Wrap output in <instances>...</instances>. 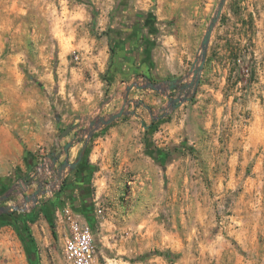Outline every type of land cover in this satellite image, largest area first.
<instances>
[{
	"label": "rangeland",
	"instance_id": "obj_1",
	"mask_svg": "<svg viewBox=\"0 0 264 264\" xmlns=\"http://www.w3.org/2000/svg\"><path fill=\"white\" fill-rule=\"evenodd\" d=\"M220 3L0 0V214L58 199L44 264H71L66 206L94 224V264H264V0H226L191 87ZM119 210L149 218L102 224ZM0 264H30L11 225Z\"/></svg>",
	"mask_w": 264,
	"mask_h": 264
},
{
	"label": "trees",
	"instance_id": "obj_2",
	"mask_svg": "<svg viewBox=\"0 0 264 264\" xmlns=\"http://www.w3.org/2000/svg\"><path fill=\"white\" fill-rule=\"evenodd\" d=\"M25 159L29 168L33 169L36 165V157L33 153L27 151L25 154ZM83 161V160H82ZM80 162V164L82 163ZM79 168V165L77 166ZM82 174H86V171L82 170ZM89 176V174H88ZM6 190V185L4 182H0V193ZM58 199H49L43 202L41 205L33 208L30 211H12L9 213L0 214V226L11 225L18 236L23 242L24 248L30 264H42L40 251L37 243L35 242V237L31 228V223L36 222L41 215H44L50 222L51 226L54 228L55 233L57 232V224L55 221V211L59 205ZM93 227L94 224L90 222ZM95 233V227H94Z\"/></svg>",
	"mask_w": 264,
	"mask_h": 264
},
{
	"label": "built area",
	"instance_id": "obj_3",
	"mask_svg": "<svg viewBox=\"0 0 264 264\" xmlns=\"http://www.w3.org/2000/svg\"><path fill=\"white\" fill-rule=\"evenodd\" d=\"M57 222L64 230L63 252L67 261L71 264H94L97 247L93 225L70 206L57 210Z\"/></svg>",
	"mask_w": 264,
	"mask_h": 264
},
{
	"label": "water",
	"instance_id": "obj_4",
	"mask_svg": "<svg viewBox=\"0 0 264 264\" xmlns=\"http://www.w3.org/2000/svg\"><path fill=\"white\" fill-rule=\"evenodd\" d=\"M226 0H221V3L219 5V9L217 12V15L213 18L204 38L202 41V47H203V53H202V61L199 64V66L197 68L194 69V80L193 82L190 84V86H194L197 85L200 82V75L204 69V65H205V57H206V51H207V47L209 45L210 42V38L212 36V32L214 30V27L222 13L224 4H225ZM140 87V85H138ZM151 86L154 88H158V85L151 83ZM190 97L188 95H185L184 97L180 98H173L172 102H173V107H178L179 105H181L183 102L189 100ZM126 113V109L122 108L119 112L111 114L109 117H101L100 120L97 122H93V124L96 126L94 129H92L90 131V136H92V134L94 133V131H96L97 129H99L102 126H106V125H110L111 123H113L115 120H117L118 118H120L121 116H123ZM73 129V126H68L66 129H64V131L61 133V137L65 136L67 133H69L71 130ZM88 143H89V138L85 141L84 146L79 154V157L77 158L76 161L74 162H69L68 160H66L62 167L61 170L65 169L67 166H69V168L71 170H74L78 164L82 161V159L84 158L86 149L88 147ZM72 146V142L68 143L67 146L65 147L66 151L68 152L69 148ZM43 192L42 188L38 189L33 195H32V199H34L35 202L38 201V198L40 196V194ZM30 197H28L29 199ZM1 200V198H0ZM5 211H9L8 208H5Z\"/></svg>",
	"mask_w": 264,
	"mask_h": 264
},
{
	"label": "crops",
	"instance_id": "obj_5",
	"mask_svg": "<svg viewBox=\"0 0 264 264\" xmlns=\"http://www.w3.org/2000/svg\"><path fill=\"white\" fill-rule=\"evenodd\" d=\"M124 208V207H123ZM120 213H116V215L112 214L110 215L108 218H106L102 224L103 225H108V223H113L114 221L118 222L120 220L124 221H128V220H132V221H145L146 218H149L147 215H143L139 212L136 213H124V211L119 210ZM123 218V219H122ZM40 222V224H39ZM34 225H37V229L36 231L33 229V225H32V229H33V235L36 238V242L38 245L39 250L41 249V247H45V249L48 251V249L51 251L52 250V246L51 244L53 243V239H52V234L50 231L47 230V228L45 227V223H43L42 221H36L34 222ZM58 235H59V239L61 241H63V235H64V230L62 229V227L58 226ZM40 256H41V262L42 264H44L45 259L43 256V253L40 252Z\"/></svg>",
	"mask_w": 264,
	"mask_h": 264
},
{
	"label": "bare ground",
	"instance_id": "obj_6",
	"mask_svg": "<svg viewBox=\"0 0 264 264\" xmlns=\"http://www.w3.org/2000/svg\"><path fill=\"white\" fill-rule=\"evenodd\" d=\"M61 173V172H60ZM65 173L64 172H62L60 175H59V178H58V180L57 181H55V183H53V184H51V187L48 189V191L50 190V191H52L53 190V188H54V186L60 181V178H61V176H63ZM58 175V174H57ZM47 190V189H46Z\"/></svg>",
	"mask_w": 264,
	"mask_h": 264
}]
</instances>
